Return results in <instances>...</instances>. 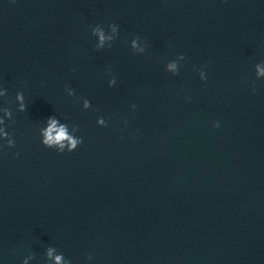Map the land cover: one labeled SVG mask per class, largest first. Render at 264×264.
Here are the masks:
<instances>
[{"label":"water","instance_id":"water-1","mask_svg":"<svg viewBox=\"0 0 264 264\" xmlns=\"http://www.w3.org/2000/svg\"><path fill=\"white\" fill-rule=\"evenodd\" d=\"M0 264H264V0H0Z\"/></svg>","mask_w":264,"mask_h":264},{"label":"clouds","instance_id":"clouds-1","mask_svg":"<svg viewBox=\"0 0 264 264\" xmlns=\"http://www.w3.org/2000/svg\"><path fill=\"white\" fill-rule=\"evenodd\" d=\"M100 39L103 41L104 36L100 33ZM174 67V65H170ZM17 99H23L22 94H17ZM25 106L21 103V110H24ZM42 144L47 148H57L60 153L64 152L65 147L68 148L69 152L75 150L78 145L82 143V139H76L71 136L68 132L67 126L60 124L58 119L55 117H49L47 120V127L42 131ZM11 143V141H10ZM49 255H51V250H49ZM57 262L60 261L61 257H57Z\"/></svg>","mask_w":264,"mask_h":264}]
</instances>
